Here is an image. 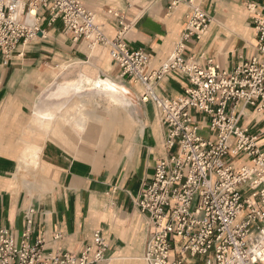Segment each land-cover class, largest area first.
<instances>
[{"label": "crops", "instance_id": "1", "mask_svg": "<svg viewBox=\"0 0 264 264\" xmlns=\"http://www.w3.org/2000/svg\"><path fill=\"white\" fill-rule=\"evenodd\" d=\"M21 1L26 8L30 0ZM81 1L95 13L96 22L107 38L112 40L121 35L130 48H143L152 68L160 67L172 54L194 7L205 10L212 22L200 40L194 38L186 42V56L197 57L202 66L212 60L228 71L243 61L264 59L256 46L258 33L253 19L256 13L264 15V0ZM38 12L44 35L40 34L28 47L21 48L20 55L9 60L0 56V108H12L13 100L25 92L26 87L33 86L35 90L29 81L38 76L42 65H57L62 61L84 64L90 57L96 64L81 69L80 74H73L71 69L59 74V78L64 77L62 82L74 83L60 85L50 96L92 87L93 92L106 95L111 102L124 108L116 112L115 130L101 150L93 153L85 150L83 137L77 140L76 150L45 140L41 157L44 169L51 175L43 191L17 185L15 173L19 163L14 156L19 159L20 152L13 139L20 138L16 130L5 135L3 145L0 144L3 146L0 148V227L6 228L15 241L20 242L30 216L29 238L42 239L44 250L53 253H80L92 244L94 233L99 231L108 248L104 258L93 264H146L143 255L152 226L136 201L142 186L152 180L158 161L176 149L169 150L165 145L166 131L157 106L152 101H142L143 85L120 76V68L107 47L96 43L89 50L83 40H73L61 23L51 21L46 8ZM24 17L21 15V19ZM51 70L44 76L50 77ZM103 72L131 84L135 99L130 96L131 90L129 94L112 90L109 81L126 87L125 84L106 76L91 78ZM101 85L105 89L96 90ZM190 85L183 72L172 70L157 83L156 91L159 96L177 98L185 94ZM66 102L67 99L61 102L43 99L35 108L32 123L40 108L54 107L58 112ZM233 105L229 102L227 111L239 116V124L257 136L259 148L264 152V109L258 110L244 101H239L234 108ZM192 114L199 126L198 134L212 138L209 117L198 109H192ZM19 120L24 123L16 116L11 122L14 127H19ZM69 137L74 141L73 135ZM5 139L11 141L12 153L3 151L7 145L9 147ZM232 160L236 168L252 165L246 154L241 153ZM241 189L246 196L251 193L248 186ZM185 264H198V258L187 256Z\"/></svg>", "mask_w": 264, "mask_h": 264}, {"label": "built area", "instance_id": "2", "mask_svg": "<svg viewBox=\"0 0 264 264\" xmlns=\"http://www.w3.org/2000/svg\"><path fill=\"white\" fill-rule=\"evenodd\" d=\"M20 2L0 0L4 60L22 54L31 40L44 35L38 10L46 8L50 20L61 23L73 40L109 46L120 76L140 82L142 101H152L159 110L165 145L176 151L158 161L152 180L142 186L136 201L152 226L145 263L185 264L187 256L204 255L205 264H264V152L257 136L239 124V116L227 111L229 102L234 108L239 101L264 109V59L246 60L228 71L212 60L202 66L197 57L186 56V42L200 40L212 22L200 7L189 14L172 54L152 68L143 48H130L121 35L107 38L95 13L81 0H30L21 11ZM253 19L256 46L264 55V15L256 13ZM172 70L183 72L191 85L177 98L159 96L156 85ZM192 109L209 117L212 138L198 134ZM241 153L251 158V166H234L232 159ZM244 186L251 190L247 196ZM27 223L20 242L0 227V264H93L104 258L108 248L96 231L92 244L80 253L47 252L42 239L29 238L30 216Z\"/></svg>", "mask_w": 264, "mask_h": 264}, {"label": "rangeland", "instance_id": "3", "mask_svg": "<svg viewBox=\"0 0 264 264\" xmlns=\"http://www.w3.org/2000/svg\"><path fill=\"white\" fill-rule=\"evenodd\" d=\"M83 42L89 50L92 48L90 42L86 40H83ZM29 44L30 42L28 45ZM28 45L26 47H28ZM99 45L105 46L109 50V46L100 43ZM87 61L88 62L85 61V63L83 62L85 65L70 61H62L57 65H42L40 72H38V76L29 81L30 85L35 86V90L33 86L26 87L25 92H21V94L17 95L18 98L13 100L12 108L7 110L0 108V144L3 145V139L7 137L5 135L12 134L15 130L16 135L20 138L18 140L15 138L13 139L15 144L18 143L20 152L19 159L18 156H14L19 163L18 170L15 173V179L18 181L17 185H19V187L31 188L35 191H43L46 189L45 186L50 182L51 172L46 168L44 169V163L41 157L42 152L45 149V140L46 142L48 141V143L56 142L66 145L69 148L73 147V150H76L77 140H81L83 137L82 144L84 149H89L93 153L98 149L101 150V148L105 146L107 139L115 130L116 126L114 117H117L118 110L124 107L117 106L102 93L93 92L95 89L84 87L77 91H64L60 96H50L51 93L60 88V85L74 83L72 81L62 82L61 80L64 77L59 78V74L66 72L67 69L73 70V74H80L81 69L86 67L90 68V64H96L93 57H90V60ZM48 70H51V76L45 77V72H50ZM105 76L114 79L119 83L125 84V86L132 92V95L130 94V96L135 99L130 86L131 84L123 81L121 78H117L115 75L112 76L103 72L102 75L91 78ZM111 83L114 87L119 89L121 93L125 94V92L118 86L119 84H115L112 81ZM104 89L105 87L102 85L96 90L103 91ZM43 99L50 102H61L67 99L68 102H66L58 112L56 109L52 124L49 123L44 125L40 122L35 126L32 123V119L35 116V108L38 104H41ZM16 116H20L24 122L21 124L22 121L19 120L18 128L14 127L11 123ZM67 134L73 135L74 141H71ZM48 139L53 140L49 141ZM5 140L6 145L9 144V147H7V145L3 151L12 153L11 141L8 142V139ZM1 147L3 148V146H0V148ZM33 147L39 149L37 157L30 154ZM205 258L204 255H200L198 257V264H205Z\"/></svg>", "mask_w": 264, "mask_h": 264}, {"label": "bare ground", "instance_id": "4", "mask_svg": "<svg viewBox=\"0 0 264 264\" xmlns=\"http://www.w3.org/2000/svg\"><path fill=\"white\" fill-rule=\"evenodd\" d=\"M20 11L22 10V8H23V2L21 1L20 2ZM107 80V79H106ZM108 81V80H107ZM98 82V81H97ZM96 83V82H95ZM102 83V82H101ZM102 84H104V83H102ZM109 84H110V86L112 87V90H115V91H118V92H120L119 91V89H117L116 87H114L113 86V84L109 81ZM108 84V85H109ZM99 85V84H98ZM102 86V85H101ZM124 92H126V93H130V91H129V89H127L126 87H124V86H121V85H118ZM105 87V86H104ZM92 88V87H91ZM42 102V101H41ZM45 105V104H44ZM57 105V104H56ZM48 107V106H47ZM52 107V106H51ZM54 107H52V108H45V109H41L40 108V110H39V112L37 113L38 114V116L34 119V121H33V124L36 126V124L37 123H40V122H42L44 125H46V124H49V123H51V121L53 120V118H54V114H55V111H56V109L57 108H54ZM29 147V146H28ZM34 148V147H33ZM32 148V151H31V155L32 156H35V157H37L38 156V154H39V149H36V148H34L33 149Z\"/></svg>", "mask_w": 264, "mask_h": 264}]
</instances>
